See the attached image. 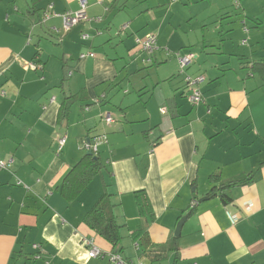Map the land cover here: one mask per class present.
Wrapping results in <instances>:
<instances>
[{
	"label": "crops",
	"instance_id": "1",
	"mask_svg": "<svg viewBox=\"0 0 264 264\" xmlns=\"http://www.w3.org/2000/svg\"><path fill=\"white\" fill-rule=\"evenodd\" d=\"M78 1L0 0V160L13 161L0 169V264H108L107 258L88 259L82 245L89 238L112 250L83 221L104 190L122 226L121 253L133 262L264 264V0H208L203 23L221 21L202 34L198 50L189 36L173 43L176 7H170L154 26L160 39L155 33L158 50L150 57L135 46L136 37L153 32L148 24L138 26L148 13H124L132 0H87V16L101 20L78 24L60 41L50 31L61 28L60 19L39 25L47 3L61 13L77 10ZM150 1L156 9L163 2ZM120 22L128 24L126 35L115 36L113 45L111 31ZM169 47L195 55L184 73L176 56L169 69L163 50ZM87 51L95 56L79 59ZM30 61L42 69H27ZM152 67L160 75L155 84L139 79ZM200 75L204 103L194 106L184 92L185 76ZM67 97L72 104L62 117ZM108 112L115 120L110 125L100 119ZM99 133L107 137L97 153L104 167L66 202L59 186L85 153L80 143ZM61 135L67 140L58 153ZM250 174L251 181L225 190L227 205L219 195L208 198L212 188ZM140 190L152 210L146 220L135 198ZM226 211L239 222L232 225ZM142 226L152 246L136 249L132 233ZM34 244L40 259H34Z\"/></svg>",
	"mask_w": 264,
	"mask_h": 264
},
{
	"label": "built area",
	"instance_id": "2",
	"mask_svg": "<svg viewBox=\"0 0 264 264\" xmlns=\"http://www.w3.org/2000/svg\"><path fill=\"white\" fill-rule=\"evenodd\" d=\"M78 9L75 11H65V12H57L52 3H47L45 7L42 9L41 16L39 18L38 23L40 25L46 26L52 19H60L61 21V28L52 27L51 33L52 35L58 39V41L61 40L64 34L69 32L71 29L76 27L78 24L82 22H99L101 20L100 17H94L89 18L87 16V0H79L78 1ZM128 24L122 25L120 31H125ZM248 28L246 25L243 26V31L248 32ZM119 31V32H120ZM118 32V34H120ZM89 34L87 33H81V39L82 40H88ZM245 43V40L242 41V44ZM135 46L140 49L141 51L145 52L148 57H150L151 54L156 52L158 50L157 46V35L153 32H148L142 37H136L135 38ZM94 53L87 51L79 54V59H85L86 57H94ZM177 60H178V66H179V73H184L186 69L192 64V62L195 59V55L193 53H186V54H180L177 52L175 54ZM147 62H150V59L146 60ZM27 69L31 70H38L42 69V65L35 62L30 61L26 65ZM70 74V73H69ZM204 81V77L202 75L192 77V76H185V87L184 92L186 95L187 100L194 106L200 105L204 103V97L200 90L199 85ZM166 112V108L162 107L160 108V113L164 114ZM209 112V111H208ZM100 119L106 124L110 125L114 123V117L111 113H104L100 115ZM66 136L61 135L56 137V150L59 153L64 145L66 144ZM107 143V137L106 134L99 133L95 136H93L91 139L83 140L79 148L83 151L92 152L94 154H97L99 151L100 146ZM13 163L12 159H9L7 161L0 160V169H6ZM17 185L24 186V184L20 181H16ZM196 202L193 201L191 206H195ZM250 207H248L247 210H249ZM226 215L232 225H235L239 222V216L236 213H232L230 211H226ZM82 245L86 249V256L88 259L92 258H107L108 264H146L143 260L138 259L136 261H131L126 258H124L121 254L114 251H108L105 252L98 248L96 245H94L92 239L89 238H83L82 239ZM134 247L138 249V243L134 244ZM32 248L35 249L37 252L34 255V259H40L41 258V248L38 244L32 245ZM48 264V262H45Z\"/></svg>",
	"mask_w": 264,
	"mask_h": 264
},
{
	"label": "trees",
	"instance_id": "3",
	"mask_svg": "<svg viewBox=\"0 0 264 264\" xmlns=\"http://www.w3.org/2000/svg\"><path fill=\"white\" fill-rule=\"evenodd\" d=\"M40 26L45 27L44 25ZM71 102V97H67L63 101L61 106L62 117L67 115L69 107L72 104ZM103 167L104 166L97 154L85 151L81 158L68 170L65 177L63 178L62 183L59 186L60 195L66 202H72L76 200L81 192L86 189L94 176L101 173ZM252 178L253 177L250 174L244 178L231 181L225 186H220L218 189L212 188L208 193V198L219 195L222 202L227 205L231 201V197L225 192V190L232 185H241L245 182L251 181ZM111 196V194L104 190L100 198L85 214L83 221L97 235L112 245V250L110 251L118 252L124 258L128 259L121 253L122 249L120 248V242L122 240V226L118 223L117 217L114 214V208L116 205L111 202ZM135 198L140 213L144 220H146V218H148L146 216H150L152 214L150 203L142 190L135 192ZM143 228L144 227L142 226V228L132 233V240L133 243H138V245H141V247L144 249L148 245L149 247L152 245L148 235L142 231ZM177 240L178 237H175L173 241L176 242ZM156 256L157 255L154 257Z\"/></svg>",
	"mask_w": 264,
	"mask_h": 264
},
{
	"label": "rangeland",
	"instance_id": "4",
	"mask_svg": "<svg viewBox=\"0 0 264 264\" xmlns=\"http://www.w3.org/2000/svg\"><path fill=\"white\" fill-rule=\"evenodd\" d=\"M26 1L30 4L32 2V0H26ZM162 1L163 2L160 3V0H158V2L160 3V7L158 9H156V6L153 5L150 0H144V1L140 0L139 2L132 0L129 4L128 8L124 10V13L129 14L131 17H135V14L137 12L139 14L140 13H144V14L148 13V16L145 15V18L139 19L138 26L142 27V26H146L148 24L146 28L148 30H153L154 33H157L158 39H160V32H159V30L154 29V26H155V24L158 23V21L161 22L165 19V15L163 12H166V11L170 10V7L175 6L176 7L175 15L172 18L171 23H173L175 25L174 28H175L177 38L175 40H173V43H178V42H180V40L182 38H186L187 36H189V38H193V40L195 38L196 43L193 44L194 50H196L199 47L198 43H200L202 40V34H205L207 30L215 29V25L217 23H219V21H221V17H216V21H214V23H209L210 21H206L205 23H203V21H202L204 19V17L206 16L207 6L209 4L211 5L212 1H214V3H217L218 0H212V1L209 0V4H208V0H162ZM208 9H210V8H208ZM179 10L184 11L183 16L184 15H186V16L182 17V15H180L178 13ZM130 11H133V12H130ZM38 12H39V10H38ZM171 14H172V11H171ZM150 18L152 19L151 22L149 20ZM209 20H212V19H209ZM189 23L194 25V27L192 29L187 28V25ZM123 24H125V23H121V22L115 23V25L111 31V35L115 38L114 41H112L113 45L117 44L118 37H125V35H126V30L120 31ZM118 32L120 34H118ZM115 36H118V37H115ZM165 36H167V33H165ZM198 41H200V42H198ZM166 47H168V46H166ZM133 48L134 47H132L130 50H133ZM163 50L165 51L166 55H169V56H167V57H169L168 60L171 61V64L169 65V69L172 70L173 64L176 63V61H175L176 58H174V56H175L174 54L182 51V49L173 51L170 48L171 51H169L167 48H164ZM154 70H155L154 67L148 69L147 72L143 73L142 76L139 77V79L146 78V82L151 81V82H154V84H155L154 79L158 81V78L160 75L157 72H154ZM175 71H176V69H175ZM126 82L128 83L130 89L136 90L135 83L131 77L126 78ZM148 90H149V94H150L152 87H148ZM149 94H146V95L148 96Z\"/></svg>",
	"mask_w": 264,
	"mask_h": 264
},
{
	"label": "water",
	"instance_id": "5",
	"mask_svg": "<svg viewBox=\"0 0 264 264\" xmlns=\"http://www.w3.org/2000/svg\"><path fill=\"white\" fill-rule=\"evenodd\" d=\"M89 139H87L88 141ZM90 154V153H88ZM207 197H203L202 199L199 200V202H202L203 200H206ZM187 218V215H184L179 221L178 223L176 224V228H175V231H174V236L175 237H178L180 235V231H181V227L184 223V221L186 220Z\"/></svg>",
	"mask_w": 264,
	"mask_h": 264
}]
</instances>
